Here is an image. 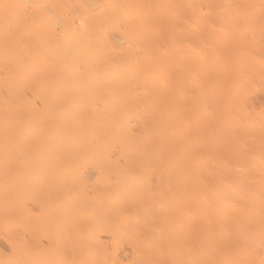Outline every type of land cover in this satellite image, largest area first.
Segmentation results:
<instances>
[{"label": "bare ground", "instance_id": "6f19581e", "mask_svg": "<svg viewBox=\"0 0 264 264\" xmlns=\"http://www.w3.org/2000/svg\"><path fill=\"white\" fill-rule=\"evenodd\" d=\"M0 264H264V0H0Z\"/></svg>", "mask_w": 264, "mask_h": 264}]
</instances>
